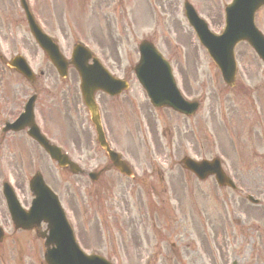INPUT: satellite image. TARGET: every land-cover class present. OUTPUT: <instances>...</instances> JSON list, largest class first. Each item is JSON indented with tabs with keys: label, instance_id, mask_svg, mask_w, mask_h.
I'll use <instances>...</instances> for the list:
<instances>
[{
	"label": "rangeland",
	"instance_id": "1",
	"mask_svg": "<svg viewBox=\"0 0 264 264\" xmlns=\"http://www.w3.org/2000/svg\"><path fill=\"white\" fill-rule=\"evenodd\" d=\"M34 1L36 8L41 9L43 18H56L63 27L65 26V23L62 24V18H66L67 12L63 13V7L59 6L60 1L57 6H51L50 0L49 3L47 0ZM69 1L66 6L73 13L77 9L76 0ZM92 1L90 0V3L89 0L84 1L86 9L91 7ZM173 1L176 3V9L171 2L167 4L164 0H140V4L139 0L122 2L102 0L107 8L103 5V8L97 11L102 22L105 20V13L108 12L109 16L106 17L111 19V25L107 27H110L111 38L120 41L115 48L113 41L101 49L106 58L108 57L105 65L110 70L122 73L118 70L124 68L125 71L127 66H133L136 57L132 55L138 41L149 38L156 41L159 48L170 57L178 85L192 97H204L201 110L195 117L186 121L168 115L164 110L150 112L151 115L154 113V121L150 123V119L143 120L140 127L134 113L129 114L130 111L123 122L116 117L111 119L110 126L113 132L119 138L122 137L124 142L123 150L136 157L132 161L136 163L140 178L129 180L117 174H107L98 184H92L86 176H73L58 169L54 170L46 160L30 158L31 151H25L26 158L11 160L14 164L11 168L12 173L4 169L5 162L0 163V172L5 171L9 174L0 180L11 178L20 193L26 195L31 174L34 169H40L46 182L56 191L62 204L69 210L71 218L74 222L77 221L76 233L83 247L88 251L97 247L106 257L116 260L117 264H140L143 256L149 252L159 256L157 264H177L174 261L170 262L177 259L170 253L178 247L181 248V253L186 254L183 261H177L178 264H231L232 260L237 264H264V255L261 253L260 260L251 261L249 257L253 243L258 248H264V231L253 230L247 242L248 246L241 254L239 246L243 241L242 235L235 231H227L224 234V231L217 227L218 218L223 214V203L220 200H226L228 203L224 207L226 211L224 214L227 213L230 220L235 216L243 219L245 223L247 219H252L251 223L255 227L264 229L262 205L249 204L241 194L236 193L238 198L234 197L228 189H217L211 178L205 182L196 181L190 173L179 167L177 159L174 158L188 154L192 157L210 159L215 154H221L225 159L224 167L233 173L243 192L249 191L264 198V116L261 118V115H264V65L247 44L238 45L237 85L235 91L227 90L217 69L187 29L181 12L184 0ZM189 1L194 4L201 16L208 19L211 28L221 29V11L223 4L228 0ZM61 3L65 6L66 0L64 4L63 1ZM121 3L123 7L115 8ZM8 4L12 7L9 1ZM8 4L0 2L1 18L10 14L8 10L11 8ZM82 18L87 16L75 15L76 25L90 35L91 27L83 24ZM259 18L264 30V8L259 13ZM87 23L94 26L89 19ZM123 25L126 26L125 31L121 27L116 30L117 26ZM100 27L102 28L101 24ZM23 28L25 25L15 30L18 35L26 37L27 33ZM100 39L101 44H104L102 43L105 42L104 35ZM33 49L18 46L4 48L6 53L23 51L35 58L36 49ZM37 56L41 58L38 52ZM10 78L17 84L18 96L21 95L19 94L21 86L29 91L21 77L12 75ZM72 81L71 75L68 79L61 80L53 72L48 78L40 76L36 82V89L44 88L41 102L49 100L47 105L50 106L52 100L54 104L65 102L67 106L79 107L75 91L77 81L75 83ZM58 88H67L65 91L67 95L57 92ZM127 94L128 98L133 96L132 104L128 99L124 101L123 96ZM100 100L103 107H139V103L146 104L140 107H149L144 91L135 80L131 82L129 91L121 97L110 99L103 96ZM250 109L253 110L251 117L247 116ZM261 110L263 111L259 114ZM72 113L73 119L69 122L65 120V123L71 126L67 128L71 130L68 135L64 129L65 139L68 136L72 138L70 135L75 129L74 145L68 143V148L75 154L82 155L87 160L84 162H88L89 158L103 159L99 153L90 154L87 146L82 149L83 141L75 136L79 135L77 131L79 119L74 112ZM254 116H257V119L254 120ZM156 117L158 121L155 120ZM177 124L188 125V128L179 127L180 131L177 132V128L171 127ZM165 126L171 127L169 129L172 130V137L167 129L163 130ZM145 134H148V142L145 140ZM181 138L183 139L180 140ZM153 159L161 165L156 163V167H153L152 164L155 166ZM165 164H170L171 168ZM159 175L163 180H160ZM1 204L4 207L3 202ZM105 218L112 223L111 232H107ZM175 220L179 222L174 224ZM86 221H91L93 226H99L103 234L99 235L92 230L82 232L79 225ZM202 221L205 222L206 228L200 223ZM157 232H160L159 237L156 236ZM13 237L9 234L6 243L12 242ZM92 237L96 238L97 244L89 245L90 241L91 243L95 241ZM188 243H194L195 247L187 249ZM173 244L176 246L173 247ZM35 251L36 255L32 256V262L27 264H38L36 260L40 259L41 253L37 246ZM164 256L170 260L166 262L162 258ZM0 264L4 263L0 261Z\"/></svg>",
	"mask_w": 264,
	"mask_h": 264
},
{
	"label": "water",
	"instance_id": "2",
	"mask_svg": "<svg viewBox=\"0 0 264 264\" xmlns=\"http://www.w3.org/2000/svg\"><path fill=\"white\" fill-rule=\"evenodd\" d=\"M263 3H264V0H252L248 17L246 19H244L243 22H241V23L232 24L231 28H233L235 30H238L239 28L246 30V32H247L246 35L249 36V37L248 36L247 37L252 42L251 44L256 47L259 54L264 58V47H262V45H261V44H264V40L262 39L261 36H259L258 32L251 29L252 28L253 12L255 11V9L259 5H261ZM226 35H227V32H226ZM226 35L223 36L222 39L223 38L225 39ZM235 39H236V37L231 42L225 43V49H228L229 46L233 45V42ZM206 41H209V40L206 39ZM219 43H223L221 39L216 42V44H219ZM223 48H224V46H223ZM91 82H92V80H88L86 78V79H83V83H82L83 91H84V94L86 95V100H87V103L90 107H92V105H93L92 101H91V95H92V91L94 90V88L93 89L89 88V85L91 84ZM85 91H86V93H85ZM58 245H60V243ZM58 245H57V247H58ZM57 250H55V254H54L55 261H49L50 260L49 255H46V260L49 264H64V263L73 264V261H68V259L65 258V255L61 250H58V251ZM69 257L72 258V260H75L79 257V254L76 252V250H72V253L69 254Z\"/></svg>",
	"mask_w": 264,
	"mask_h": 264
},
{
	"label": "flooded vegetation",
	"instance_id": "3",
	"mask_svg": "<svg viewBox=\"0 0 264 264\" xmlns=\"http://www.w3.org/2000/svg\"><path fill=\"white\" fill-rule=\"evenodd\" d=\"M167 4H171L175 7L173 0H164ZM4 60L0 59V128L6 123L10 122L16 112L15 105V90L13 83L10 82L9 78L6 76L8 73L5 71V67L2 65ZM5 137L9 138V133L5 132ZM7 142V140H5Z\"/></svg>",
	"mask_w": 264,
	"mask_h": 264
}]
</instances>
